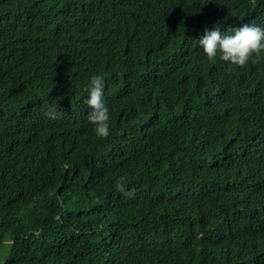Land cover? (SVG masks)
<instances>
[{
    "label": "trees",
    "instance_id": "trees-1",
    "mask_svg": "<svg viewBox=\"0 0 264 264\" xmlns=\"http://www.w3.org/2000/svg\"><path fill=\"white\" fill-rule=\"evenodd\" d=\"M244 23L264 0H0V264H264V54L198 44Z\"/></svg>",
    "mask_w": 264,
    "mask_h": 264
},
{
    "label": "clouds",
    "instance_id": "clouds-1",
    "mask_svg": "<svg viewBox=\"0 0 264 264\" xmlns=\"http://www.w3.org/2000/svg\"><path fill=\"white\" fill-rule=\"evenodd\" d=\"M198 44L209 61L215 62L218 58L238 68L246 67L250 63L255 65L264 54V27L255 23H244L222 30V26L217 24L211 30L205 29ZM105 87V77L100 74L93 75L85 88L88 94L86 103L90 109L87 120L94 126L96 136L101 139H106L110 134V113L104 102ZM57 99H53L45 113L52 120L62 115ZM125 181L126 178L121 177L116 181L115 188L124 197L134 199L135 189L126 188Z\"/></svg>",
    "mask_w": 264,
    "mask_h": 264
}]
</instances>
